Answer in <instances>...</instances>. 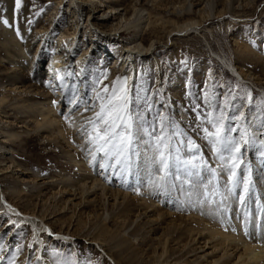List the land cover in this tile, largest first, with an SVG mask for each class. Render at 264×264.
<instances>
[{
	"label": "rangeland",
	"instance_id": "1",
	"mask_svg": "<svg viewBox=\"0 0 264 264\" xmlns=\"http://www.w3.org/2000/svg\"><path fill=\"white\" fill-rule=\"evenodd\" d=\"M56 52L84 59L67 64L59 87L44 69ZM125 79L139 97L134 112L156 126L154 135L160 116L169 133L175 124L182 135L172 143L181 160L196 157L201 167L190 170L199 175L172 168L155 186L163 173L151 163L147 136L137 167L108 175L101 153L91 164L88 121L99 111L97 93ZM221 111L243 112L244 121L225 123H242L257 141L242 147L238 169L246 175L251 168L253 191L246 204L230 197L224 208L214 193L230 187L226 161L204 132L214 131L209 120ZM262 124L264 0H22L19 10L15 0H0V198L32 218L0 200V264H213L222 252L203 222L264 250V237L250 239L252 219L264 222ZM230 135L239 141V131ZM189 139L198 152L179 143Z\"/></svg>",
	"mask_w": 264,
	"mask_h": 264
},
{
	"label": "snow or ice",
	"instance_id": "2",
	"mask_svg": "<svg viewBox=\"0 0 264 264\" xmlns=\"http://www.w3.org/2000/svg\"><path fill=\"white\" fill-rule=\"evenodd\" d=\"M21 4L22 0H15L16 10L20 9ZM3 23L8 24L9 21L5 19ZM60 79H63V77H60ZM130 91L125 79L114 83L111 91L105 86L103 89L104 95L97 93V99L100 101L99 111L88 121L91 125V130L88 132L89 143L94 147L95 153H101L104 159L113 161L111 164L105 163L100 166L104 168H116L119 166L125 171L137 167V160L141 158V153L137 149L143 137L147 136L149 139L144 140L143 143L150 144L154 150V155L150 157V160L153 165L158 166L157 171L163 173L159 178L161 181L166 180L172 174L170 172L172 168L179 170V168L183 167L187 175H199V172L193 173L190 170L201 167L200 164L195 163L196 157L181 160L179 156L180 149L172 143L173 137L182 135L178 132L176 125L172 124L173 131L169 133L168 118L160 116L158 124L160 134L154 135L156 126L144 120L143 116L135 113L131 107L139 97L133 98L130 95ZM228 103L226 100L225 106ZM248 103H252L250 94ZM148 108H151V105H148ZM233 109L238 111L235 105H233ZM245 118L243 112H240L239 115L226 116L224 111H221L220 115L209 120L214 131H209L207 128L204 129L206 138L210 141L220 161H226V163L222 164V167H227L229 173L228 184H230V187L225 186L227 194L214 193L221 196V208L226 207L230 197H236L242 205L246 204L253 191L251 168H243V171L247 173L246 175H238V169H241L244 163L240 159L242 147L250 144L255 146L257 143L256 138L249 128L242 123H239L236 128L225 123V121L242 122ZM149 127L152 128L151 132ZM261 128L264 129V124L261 125ZM235 131L240 133L239 141L230 135V133ZM179 143L185 145L191 151H199V146L190 139L179 141ZM260 144L264 146V141H261ZM223 152L229 153V156L226 158ZM95 153L93 154V160H96ZM261 155H264V152ZM204 167L207 168V165L205 164ZM207 170L215 173V169L209 168ZM177 178L179 179V177ZM238 187L242 189L239 194H237ZM9 264H12V262L9 261Z\"/></svg>",
	"mask_w": 264,
	"mask_h": 264
},
{
	"label": "bare ground",
	"instance_id": "3",
	"mask_svg": "<svg viewBox=\"0 0 264 264\" xmlns=\"http://www.w3.org/2000/svg\"><path fill=\"white\" fill-rule=\"evenodd\" d=\"M93 1L94 0H88L89 3L90 2L92 3ZM109 9L112 12V10H115L116 8L114 6H110ZM189 28L190 27H187V28H185V30H182V31L189 30ZM74 29H73L74 31L72 33L76 34L78 32V29H79L78 21L76 22V25H75ZM90 44H91V42H90ZM132 52L133 51L131 49L126 48L125 53L128 56H130ZM83 61H84L83 57H79L77 59H74L72 57L71 53H69V52H67V53L56 52V53L49 54L48 56H46L45 57V64H44L45 68L44 69H45V72H46L48 78L50 79V81L52 83L51 86L59 87L58 84L61 81L60 77H62L63 72H64V68L67 67V64H70V65L71 64H82ZM227 64H228V66L230 67V69L234 73L238 74L236 69L233 68V66L230 63H227ZM79 67H80V71L83 72L84 70L81 68V65ZM33 75L34 76H32V77L37 79L38 74H33ZM83 75H84V73H83ZM133 77H134V75L132 74V72H130V75H129L130 83L132 82ZM88 152H90V157H91L90 162H91V164H95V162L97 161V160L96 161L93 160V154L95 153V149H94V147L91 144H90ZM96 154H98V153H95V155ZM96 159H97V157H96ZM99 161H101V164H105V163L111 164V163H113V161H111V160L104 159L102 157V155H101V158L99 159ZM101 168L108 175L110 173H112L113 170H114V168H112V167H107V168L101 167ZM158 179L155 180L154 185L155 186L158 185V187L160 186L162 188V185H163L164 182H162L160 179L159 180ZM0 200L3 203V208H7L11 213L17 214V215L21 216L22 218H24L26 220H29V221L32 220V218L29 215H27V214L23 215V213L20 211V209L18 207L13 206L11 203H8L5 200V197L2 198V199L0 198ZM168 215H169L168 212H164V211L160 214V216H163L164 219H166L168 217ZM158 217L159 216H157V218ZM258 217H259V215H258ZM252 220H253V226H252V230H251L252 231V238H250V239L260 240V239H262L261 237H264V222L263 221L258 222V219H256V218H253ZM203 223L205 224V229H207V233H208L207 236L209 237L207 240H212L211 242H212L213 250L220 251V253L222 252V254H220V256H218V258L214 260L213 264H264V250L259 249L258 251H256L249 244V242H251V241H248L247 238L243 237L241 234L235 236L234 238H230V236H226L225 234L219 233V232H217L215 230L209 231V227L208 226L206 227V223L205 222H203ZM45 227H46L45 225L44 226L40 225L37 230L38 231H43V229ZM53 235H57V237H58L60 234L55 233ZM259 236H261V237H259Z\"/></svg>",
	"mask_w": 264,
	"mask_h": 264
}]
</instances>
